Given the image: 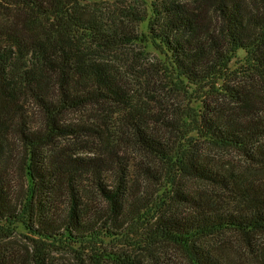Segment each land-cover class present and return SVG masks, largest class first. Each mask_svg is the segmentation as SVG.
<instances>
[{
    "label": "trees",
    "instance_id": "obj_1",
    "mask_svg": "<svg viewBox=\"0 0 264 264\" xmlns=\"http://www.w3.org/2000/svg\"><path fill=\"white\" fill-rule=\"evenodd\" d=\"M0 264H264V0H0Z\"/></svg>",
    "mask_w": 264,
    "mask_h": 264
},
{
    "label": "rangeland",
    "instance_id": "obj_2",
    "mask_svg": "<svg viewBox=\"0 0 264 264\" xmlns=\"http://www.w3.org/2000/svg\"><path fill=\"white\" fill-rule=\"evenodd\" d=\"M146 4L151 5L155 0H144ZM151 55L156 57V58H162L160 56V54L154 50H151ZM245 57V53L243 52H240L239 53V56L237 58V60H241ZM235 67V65H234ZM197 106V105H196ZM65 143V142H63ZM2 244H8V245H14L16 247H18L21 251L25 252L27 250V248L29 247L28 244H29V240L26 239L25 237H23L22 235H15L13 237H10V238H6L4 240V243ZM59 255L61 256H64L62 254H57L56 257L59 258Z\"/></svg>",
    "mask_w": 264,
    "mask_h": 264
}]
</instances>
